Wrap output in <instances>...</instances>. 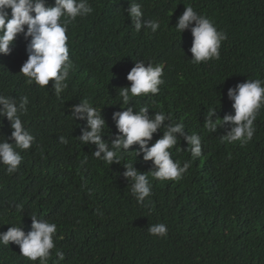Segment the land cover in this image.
I'll return each mask as SVG.
<instances>
[{"label":"trees","instance_id":"trees-1","mask_svg":"<svg viewBox=\"0 0 264 264\" xmlns=\"http://www.w3.org/2000/svg\"><path fill=\"white\" fill-rule=\"evenodd\" d=\"M142 7V28L135 30L128 13L131 3ZM93 11L68 24L72 69L68 87L58 98L53 81L41 87L20 73L28 59L31 37L18 34L10 52L0 54V94L19 103L27 96L21 116L35 137L18 170L7 173L0 164V233L11 226L31 230V216L57 225L56 247L48 264H264V107L257 115L250 142H222L231 130L224 123L215 131L204 127L212 119L234 115L229 88L247 79L264 80V0H88ZM54 6L55 0H45ZM214 21L227 34L220 58L195 64L190 51V25L176 31L185 7ZM158 20L152 33L147 22ZM27 26H25L26 30ZM138 62L164 65L155 95L132 97L128 105L119 96L130 87L127 74ZM88 100L105 120L101 139L109 148L119 130L113 114L127 107H149L170 114L172 123H183L178 143L170 152L181 166H191L178 180H160L150 171L139 144L118 153L119 162L97 159L92 142L80 140L90 130L86 113L72 116ZM165 121L148 142L164 135ZM11 124L0 117V142L10 140ZM201 136L202 153L193 159L185 136ZM64 137L68 142H60ZM138 155L136 156V153ZM103 155V153L101 154ZM146 174L151 195L143 204L131 192L123 173L125 164ZM19 206V210H18ZM167 226L165 237L153 236L151 225ZM64 253L60 261L56 251ZM0 264H39L22 256L19 246L0 244Z\"/></svg>","mask_w":264,"mask_h":264},{"label":"clouds","instance_id":"clouds-1","mask_svg":"<svg viewBox=\"0 0 264 264\" xmlns=\"http://www.w3.org/2000/svg\"><path fill=\"white\" fill-rule=\"evenodd\" d=\"M93 11L88 0H55L54 6H46L45 0H0V54L7 55L18 34L26 38L31 37L28 45V59L20 69L29 83H35L41 87L49 85L53 81V89L59 98L61 93L68 87L67 79L72 69L68 47V24ZM135 30L142 28V7L139 3L132 2L127 10ZM190 25L193 37L190 51L193 54V63L200 64L209 60L220 58L221 43L227 39V34L218 31L214 21L205 15L199 14L192 6L185 7L179 16L175 29L183 33ZM25 26H27L25 30ZM158 20H150L146 28L155 33L160 29ZM164 65L148 63L145 67L143 62H138L128 72L127 80L130 87L120 89L119 96L122 103L128 105L132 97L159 92V86L164 83L162 79ZM228 97L233 101L234 115L224 116L223 119H212L216 109L209 111L204 127L215 131L224 123L232 125L227 135L221 137L222 142H240L241 146L250 142L256 132L254 121L262 107H264V80L247 79L239 83L235 88H229ZM29 100L27 96L21 97L19 103L9 96L0 94V117H6L11 124V137L0 142V164L7 166V173L11 174L18 170L21 162V152L30 149L35 137L25 128L21 116L27 112ZM149 107L145 105L139 111L127 107L122 112L113 114L116 127L121 135L112 142L111 148L102 141L101 133L105 127V120L101 117L100 109L94 107L88 100L74 108L73 117L86 113L87 124L90 130L84 131L80 140L83 143L92 142L98 150L93 153L97 159L108 164L119 162L118 153L129 152L130 146L139 144V150L144 153L143 159L153 161L156 166L150 171L151 175L160 180H178L191 166V161H186L181 166L180 162L174 161L170 149L178 143L176 133H184L183 123H172L170 114L164 111L156 112L154 117L147 114ZM165 121L170 124L164 127V135L155 141L152 146L148 142L153 134L161 128ZM190 145V153L193 159L202 153L201 136L191 134L184 137ZM60 142L68 141L60 137ZM136 156L137 151H134ZM103 153V155H101ZM126 171L123 175L131 181V192L138 203L143 204L151 195V183L144 173L137 171L132 163L125 164ZM19 210V206H18ZM32 215L31 230L25 233L22 227L11 226L6 232L0 233V244L8 246L10 242L19 246L22 256L30 261L39 260V264H48L52 249L56 247L54 237L57 233V225L53 222ZM153 236L165 237L167 226L163 223L153 224L148 229ZM56 256L60 261L64 260V253L57 250ZM58 264V262H57Z\"/></svg>","mask_w":264,"mask_h":264}]
</instances>
